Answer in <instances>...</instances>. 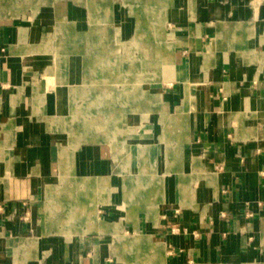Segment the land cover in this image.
<instances>
[{
	"label": "crops",
	"instance_id": "obj_1",
	"mask_svg": "<svg viewBox=\"0 0 264 264\" xmlns=\"http://www.w3.org/2000/svg\"><path fill=\"white\" fill-rule=\"evenodd\" d=\"M149 2L0 0V264H264V0H163L158 49ZM124 34L153 69L165 51L140 108L163 162L126 177L117 141L91 132L92 96L64 119L70 148L61 132L72 87L103 73L85 57H118Z\"/></svg>",
	"mask_w": 264,
	"mask_h": 264
},
{
	"label": "rangeland",
	"instance_id": "obj_2",
	"mask_svg": "<svg viewBox=\"0 0 264 264\" xmlns=\"http://www.w3.org/2000/svg\"><path fill=\"white\" fill-rule=\"evenodd\" d=\"M162 2L163 0H155V3L149 2L148 4L139 7L143 12L148 10V13L151 12L154 15L156 14L150 21L152 22L151 25H153L157 49L161 47V44L159 43L163 41L165 33L166 19ZM120 4L121 2H119V5ZM153 4L155 8L150 7L153 6ZM119 10L120 12L122 11L121 9ZM156 23L157 25H155ZM59 28L62 27L60 26ZM111 28L112 27L109 26V29ZM119 28L120 26L115 27L116 34L119 32ZM137 29H139L138 35H141L142 37L143 27L140 26V28H137V26H132V30L137 31ZM163 31L164 33L162 35ZM63 34V32L60 34V39L63 37ZM120 37L122 38V34ZM123 38V40L120 39L119 41H108L107 44V48L113 52V54H118V57H107L104 59L97 57L96 55V57L94 55L85 57L84 62L92 61L93 65L96 62H99V66L101 67H96L99 69L102 68L103 73H92L89 75L83 73L84 81L82 80V84L72 87V95L68 102L67 114L61 119L64 130V132L62 130L61 132L65 142L68 140L66 146H69L71 137L65 130L66 125L69 123L64 119L69 118L71 115H76L77 121L78 119H82L80 117H83L84 115V108L88 107L84 104L86 101L84 95L86 94L88 97L92 96L91 99L94 104H92L91 116L93 120L92 122H89V125H92L91 132L98 137L99 142L97 143H107L110 145L111 140L112 142L117 141V145L119 146L116 149L115 156H117L120 163L123 162L124 168H128L123 172L126 177V175L129 176L131 170L136 172L138 167L141 168V170L147 171L153 162L156 161L158 163L159 161V163H161L160 165H162L163 162V154L161 153L162 149H160V152L152 151V146L157 143V138L155 137L159 134V129L154 125V122H150L149 119L142 120V112L140 108L150 103L148 94L142 90L149 91L151 89L149 84H160V70L161 65L164 63L165 51L162 49L160 55L156 57L155 69H153L151 61L149 62L146 57H143L142 41L138 42L136 39L135 41L129 40L125 34L123 35ZM60 45L65 47L64 45H66V42L61 41ZM42 46L45 52H52L54 55L53 61L56 66V73L51 74L50 70H52V67H49L44 78L47 80L49 86L63 83V77H60L61 75L57 73V69L59 63H63L62 61L65 59L66 54L62 53L59 50V47H56L55 35L51 34ZM97 50L98 49H96V51ZM149 63L150 67L148 65ZM88 77L91 78V82H89ZM80 101L83 103L79 104ZM50 120L53 122L52 124L59 125V118H51ZM122 127L124 130H122ZM159 128L162 131V117ZM140 136H143V138H140ZM171 139L177 146L181 144V138L172 137ZM160 140L164 141L162 132ZM119 141H123V145H121ZM68 148H70V146ZM110 149L112 151L111 153H113L111 145ZM178 157L179 154H172L174 163L177 162ZM146 163L149 166L146 165ZM120 171L121 170L119 169V172ZM125 213L126 212H124V214ZM63 220H60V223H62ZM67 220L69 222L66 223L69 224L70 221L72 222L74 219L67 217Z\"/></svg>",
	"mask_w": 264,
	"mask_h": 264
},
{
	"label": "bare ground",
	"instance_id": "obj_3",
	"mask_svg": "<svg viewBox=\"0 0 264 264\" xmlns=\"http://www.w3.org/2000/svg\"><path fill=\"white\" fill-rule=\"evenodd\" d=\"M146 7V6H145ZM147 8V7H146ZM145 13H147L148 12V10H146V11H144ZM156 15V14H155ZM154 15V16H155ZM150 23L152 24V22L150 21ZM155 25H157V23L155 24ZM120 29V28H119ZM118 31V30H117ZM163 33H164V31L162 32V35H163ZM159 38H160V36H159ZM161 39V38H160ZM61 64V63H60ZM99 62H96L94 65H96V66H99ZM62 65V64H61ZM88 66V65H87ZM140 67V66H139ZM86 70V69H85ZM97 72H100V71H95V73H97ZM61 76L60 77H62V73L60 74ZM86 75V74H85ZM89 75V74H88ZM83 81H84V79H83ZM74 90V89H73ZM87 93V92H86ZM87 96V95H86ZM81 124V123H80ZM81 126V125H80ZM78 128V127H77ZM82 128V127H81ZM79 129V128H78ZM116 135V134H115ZM63 147H64V144H63Z\"/></svg>",
	"mask_w": 264,
	"mask_h": 264
}]
</instances>
